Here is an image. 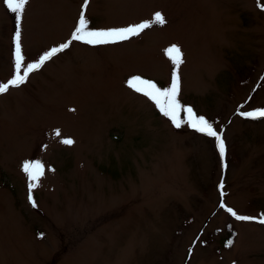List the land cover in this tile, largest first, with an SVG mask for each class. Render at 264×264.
Segmentation results:
<instances>
[{"label":"rangeland","instance_id":"374dc122","mask_svg":"<svg viewBox=\"0 0 264 264\" xmlns=\"http://www.w3.org/2000/svg\"><path fill=\"white\" fill-rule=\"evenodd\" d=\"M84 2L29 0L25 65L70 39ZM258 2L89 0L92 29L156 12L166 23L116 44L74 41L0 94V264H264V224L227 211L264 215V117L240 114L264 109ZM16 26L0 0V83L14 74ZM174 70L180 104L222 134L223 158L215 138L175 127L127 85L140 76L169 87ZM25 161L44 166L36 207Z\"/></svg>","mask_w":264,"mask_h":264},{"label":"snow or ice","instance_id":"6c2138e0","mask_svg":"<svg viewBox=\"0 0 264 264\" xmlns=\"http://www.w3.org/2000/svg\"><path fill=\"white\" fill-rule=\"evenodd\" d=\"M7 8L16 16V31L14 34V74L7 83H0V94H4L12 87H19L24 84L31 73L39 70L46 61L56 56L58 53L63 52L69 48L72 42L77 41L87 45H108L116 44L122 41L129 40L134 36L140 35L145 29L150 28L153 24L163 25L166 23L164 16L156 12L152 21H145L135 25H129L121 28H108V29H92L89 27V20L86 18L85 9L88 6L89 0H85L80 16L78 18L77 26L72 32L70 39L54 47L49 51L43 53L39 59L35 62H28L25 65V57L21 50V19L25 11V6L29 3V0H4ZM258 7L264 10V5L258 2ZM166 54L175 68H179L182 60V51L177 45H172L166 49ZM129 88L135 92L144 95L150 101H152L157 109L167 117L172 124L179 128L182 123H186L189 127L195 131L202 133L208 137L215 138L217 148L220 156L223 158L225 155V143L222 139V134L218 132L213 124L205 117L197 115L190 106H182L178 100L180 85L178 73L174 70L172 73V80L169 87L161 88L154 81L142 78L140 76H133L127 81ZM181 112H183L184 119H181ZM244 117L256 119L264 117V109H258L250 112H241ZM59 135V131L56 133ZM64 144H72L74 141L71 139L62 140ZM44 166L39 161H25L22 165V171L26 174L29 184V202L33 207H36V203L32 196V191L39 185V181L44 174ZM224 207V205H221ZM237 220H256L260 224H264V215L258 219L255 217L238 215L231 208L227 209ZM231 241L228 242V246L231 245Z\"/></svg>","mask_w":264,"mask_h":264},{"label":"trees","instance_id":"16d2710c","mask_svg":"<svg viewBox=\"0 0 264 264\" xmlns=\"http://www.w3.org/2000/svg\"><path fill=\"white\" fill-rule=\"evenodd\" d=\"M232 232L231 231H228V234L224 237L223 239V242L225 243H228L229 241H231V237H232Z\"/></svg>","mask_w":264,"mask_h":264}]
</instances>
